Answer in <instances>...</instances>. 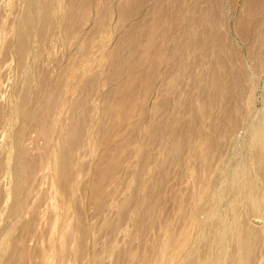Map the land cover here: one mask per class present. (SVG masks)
<instances>
[{
	"label": "bare ground",
	"instance_id": "1",
	"mask_svg": "<svg viewBox=\"0 0 264 264\" xmlns=\"http://www.w3.org/2000/svg\"><path fill=\"white\" fill-rule=\"evenodd\" d=\"M263 73L264 0H0V249L16 244L20 262L37 251L48 264L53 254L70 264L67 247L92 230L83 243L99 264V247L113 244L117 188L127 174L120 144L137 132L143 189H160L152 172L182 151L205 165L190 174L192 200L178 210L183 237L159 229L151 262L223 263L228 253L216 255L210 225L218 216L208 224L213 208L225 211L210 205L221 189L222 197L256 200L242 231L231 235L222 220L217 244L234 243L227 264H264V103L259 109L254 94ZM194 83L195 125H180L174 113L161 120L164 103L191 108ZM156 137L153 154L145 142ZM242 178L250 181L240 188ZM137 206L157 209L146 195Z\"/></svg>",
	"mask_w": 264,
	"mask_h": 264
},
{
	"label": "rangeland",
	"instance_id": "2",
	"mask_svg": "<svg viewBox=\"0 0 264 264\" xmlns=\"http://www.w3.org/2000/svg\"><path fill=\"white\" fill-rule=\"evenodd\" d=\"M262 75H264V73ZM261 82L262 83L259 82L257 84V92L256 90L254 91V94L256 93L257 95H255L258 96L259 109L263 107L262 103H264V82ZM104 88L108 89V86H104ZM191 91L196 97L195 100L191 102V108H186L185 104L182 105L176 102L164 103L160 119L162 120L165 118H171L170 113H174L175 116L180 120V125H185L189 127L194 126L196 123L194 112L199 108L201 102L200 100H198V90L197 85L195 83L192 85ZM241 91L245 93L248 99L252 97L251 93L253 92L249 88V85L242 86ZM165 102H167V100ZM241 103L243 106H246L249 109L250 104L248 105L247 102ZM207 132L211 134L209 129H207ZM136 134L137 132L120 144L123 149L121 156L125 160L127 174L122 177L121 183L117 188L119 205L114 209V214L112 216L113 232L111 241H113V244L106 248L99 247L98 253L101 255L99 264H105L108 261H111L112 264H153L151 262V244L152 240L154 239V236L157 234L159 229H161L162 227H166L171 232L177 233L180 237H183V232L181 230L182 228L177 215L178 210L182 205L186 204L187 206L188 203L192 200L193 191L190 174L193 172L204 173L205 171V165L203 161H199L194 156L191 157L187 151H182L175 162L166 163L163 171L152 172L153 178L161 182L160 189L155 190L153 187L143 189L141 186V181L137 176V173L142 167L143 162L138 157L133 155L134 145L132 141L136 138ZM161 141L162 139L159 137L148 139L145 142L146 148L149 149L153 154H156L159 150ZM225 145L226 139L221 140L220 145L216 150V155H218L221 150L225 148ZM93 159L94 157L91 155H86L84 158L85 162H92ZM235 169L240 170L239 166H237L236 168H232V171H234ZM90 175L91 170L84 180H86ZM249 181L250 180L247 178H242L239 183V187L241 188L247 186L249 184ZM227 185L228 184L226 183L224 184V186ZM220 191L221 189L219 190V195L217 193L213 196L215 197V200L213 197L211 198L210 205L212 204L211 207L215 208L220 205L219 208H222L223 210L225 209V211H221V213L217 210L214 211L215 209L213 208L211 212H213L214 215L210 212V216L208 217V224H210L209 222L215 220V217L217 218L218 216V220L220 222L218 220H215L212 221L210 224L212 226L213 222H215L214 224H216V227L214 228L215 232H213L215 234L213 243L215 244V252L217 256H220L221 252L227 251L228 254L225 253L226 259L224 258L222 263L227 264L230 260H232L231 254L233 252L232 249L234 248V243L233 241H229L230 243H227L226 248L224 247L225 250H223L222 248L223 245L217 244V241L219 240L221 234H224V231L222 232V230L224 229V221L222 220L225 219L228 224L230 223L229 226L234 228L235 231H231L230 229L232 228L229 227V233H232L234 231L231 235L237 233L238 230V232H240V230L242 231L240 225L242 226L245 217L249 216L250 211L248 210V208H251L252 210L255 206L253 202H255L256 200H254L251 196L248 195L243 198H236L235 196L222 197L223 193ZM145 195L148 196L150 200L155 201L157 203V209L152 214L147 213L144 208H139L137 206L138 200ZM233 197L235 198L233 199ZM236 199L238 200L236 201ZM215 203L217 205H215ZM250 203L251 205L250 207H248ZM84 208L85 206L83 205L82 219L86 221L88 211H84ZM95 211L96 207H91L89 209L90 213H94ZM245 212L248 214H246ZM224 213L225 215H223ZM220 216H222L221 220ZM240 219L242 220L241 222ZM216 222H218V224ZM208 224L207 226H210ZM231 224H233V226ZM94 225L96 226L98 230L97 234L100 237V229L102 227L101 220L97 219L94 222ZM82 230H84V228H82ZM205 233L206 232L202 234V239L200 238L201 241L199 239V242L203 247L205 243L209 241L208 233ZM92 236L93 238L95 237V233L92 230L88 232L84 231L82 236H79V239L77 241L73 242V244L67 247L68 260L70 264L92 263L90 257H88L87 255L88 249L83 243V239L92 241ZM11 237L15 238L16 235L7 236V239L10 240ZM109 243L110 241L108 242V244ZM42 248H45L49 252L51 251V245L46 237L44 238V241L42 243ZM218 250H220L219 253ZM230 250L231 252L229 254ZM18 251L19 249L16 244H8L5 246L4 249H0V264H48V262L45 261V259L42 257L41 253H38L37 251L33 252L26 262H20V260H18ZM229 258L231 259L229 260ZM51 260L53 262L52 264H61V260L57 259L54 254L51 256Z\"/></svg>",
	"mask_w": 264,
	"mask_h": 264
}]
</instances>
